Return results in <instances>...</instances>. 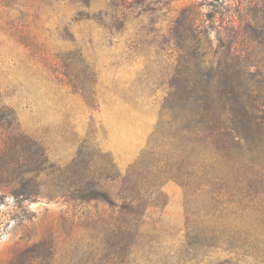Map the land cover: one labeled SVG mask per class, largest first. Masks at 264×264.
<instances>
[{
	"label": "rangeland",
	"instance_id": "obj_1",
	"mask_svg": "<svg viewBox=\"0 0 264 264\" xmlns=\"http://www.w3.org/2000/svg\"><path fill=\"white\" fill-rule=\"evenodd\" d=\"M248 2L0 0V105L44 154L0 189V264H258L193 248L190 214L220 195L174 180L189 144L171 95Z\"/></svg>",
	"mask_w": 264,
	"mask_h": 264
},
{
	"label": "trees",
	"instance_id": "obj_2",
	"mask_svg": "<svg viewBox=\"0 0 264 264\" xmlns=\"http://www.w3.org/2000/svg\"><path fill=\"white\" fill-rule=\"evenodd\" d=\"M246 11L220 22L216 58L194 63L187 91L171 95L189 144L185 175L181 166L177 174L184 177L174 180L220 195L219 205L190 214L193 248H220L264 264V0H249ZM14 125L13 112L0 105V189L25 186L28 161L43 162L40 146ZM18 168H25L20 175ZM99 199L111 202L106 193Z\"/></svg>",
	"mask_w": 264,
	"mask_h": 264
}]
</instances>
